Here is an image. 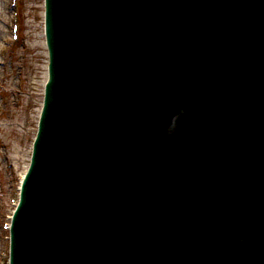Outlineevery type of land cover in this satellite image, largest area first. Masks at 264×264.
<instances>
[{
	"label": "water",
	"instance_id": "1",
	"mask_svg": "<svg viewBox=\"0 0 264 264\" xmlns=\"http://www.w3.org/2000/svg\"><path fill=\"white\" fill-rule=\"evenodd\" d=\"M45 8L10 264H264V0Z\"/></svg>",
	"mask_w": 264,
	"mask_h": 264
},
{
	"label": "rangeland",
	"instance_id": "2",
	"mask_svg": "<svg viewBox=\"0 0 264 264\" xmlns=\"http://www.w3.org/2000/svg\"><path fill=\"white\" fill-rule=\"evenodd\" d=\"M15 17L18 42L11 35ZM44 24V0H19L17 9L0 0V264L9 246L4 224L30 164L48 80Z\"/></svg>",
	"mask_w": 264,
	"mask_h": 264
},
{
	"label": "clouds",
	"instance_id": "3",
	"mask_svg": "<svg viewBox=\"0 0 264 264\" xmlns=\"http://www.w3.org/2000/svg\"><path fill=\"white\" fill-rule=\"evenodd\" d=\"M186 112L184 109H180L179 112H177L171 119V122L167 124L166 128V134L169 136V138L175 137L179 133V125L181 121V117L185 116ZM243 231V229H241ZM244 242V238L241 237V243Z\"/></svg>",
	"mask_w": 264,
	"mask_h": 264
}]
</instances>
